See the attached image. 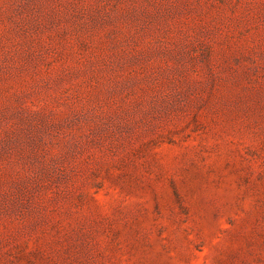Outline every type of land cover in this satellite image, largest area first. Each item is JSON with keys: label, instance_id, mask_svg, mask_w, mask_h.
Returning <instances> with one entry per match:
<instances>
[{"label": "rangeland", "instance_id": "rangeland-1", "mask_svg": "<svg viewBox=\"0 0 264 264\" xmlns=\"http://www.w3.org/2000/svg\"><path fill=\"white\" fill-rule=\"evenodd\" d=\"M0 264H264V0H0Z\"/></svg>", "mask_w": 264, "mask_h": 264}]
</instances>
